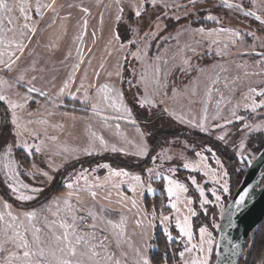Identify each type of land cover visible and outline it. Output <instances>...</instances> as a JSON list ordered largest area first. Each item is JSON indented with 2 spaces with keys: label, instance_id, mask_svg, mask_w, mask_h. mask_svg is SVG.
I'll use <instances>...</instances> for the list:
<instances>
[{
  "label": "rangeland",
  "instance_id": "rangeland-1",
  "mask_svg": "<svg viewBox=\"0 0 264 264\" xmlns=\"http://www.w3.org/2000/svg\"><path fill=\"white\" fill-rule=\"evenodd\" d=\"M229 1L243 3L245 7L264 19V0H255L254 3L253 0ZM19 2L31 6L28 14L31 22H34L36 29L39 27V30L32 35L30 41L25 40L27 47L17 62L18 70L12 73L0 72V77L10 84H15L17 76L21 73L25 76V82L32 76H36V80L33 81L34 86L47 92L48 95L41 97L38 93H32L27 102H24L16 93L26 94V87L15 86L5 89L12 99L24 103V108L17 109L16 114L20 123L27 127L28 132L20 138L15 136L14 125L11 123L12 110L6 103L0 102L6 107L8 114L7 125L2 127L0 124V149L7 144L19 145L23 141L28 143L42 141L45 151L28 156L26 149L17 146L12 149L11 156L8 158H4L3 152L0 151V184L18 201L16 204L12 203L0 192V212L6 213L10 210L13 215H20L23 219V212L36 210L38 215L33 223L42 229V239H47L50 233L46 224L57 217L46 209L51 205L52 211L56 210L55 201L63 198L68 191L65 183L69 179L75 180V174L81 170H87L86 175L90 184L95 182L96 177L103 182L105 177L109 176V169L98 167V165L108 164L113 169H124L129 173L127 177H111L107 185L95 189L98 192L96 210L98 211L100 204H103L115 209L110 213L111 219L119 221L123 216L126 220L123 242L117 247L113 240L110 246V251L116 254L121 264H136L139 260L137 249L150 259L149 248L153 245L151 239L155 235L156 227L163 232L164 228L168 227L174 237L179 236V230L175 228V217L178 213L169 205L166 192L167 181L163 180L158 214L155 212V219H153L152 212L148 211L141 200L143 189L134 194L129 188V183H136L133 179L136 175L141 177L146 189L149 184L153 189H157L155 184L158 182H149L151 179H159L155 175L156 172L172 176L173 179L185 184L188 187L187 193L182 194L180 201L173 199V202L181 210L179 213L181 218L187 214L184 199L189 198L194 202L191 206L195 208L197 215L192 218L194 236L191 243L199 244V227L202 225L208 226L215 242L214 233L221 216L220 208L215 203L208 204L205 205L207 214L204 213L200 208L198 191L191 184L190 177L195 176L197 182L205 187L208 199L211 201L215 198L208 190L214 185L211 179L204 175L206 169L194 172L191 169H184L182 165L187 161H198L195 151L203 148L212 149V152H204V155L208 157L206 163L210 168L218 169L215 160L218 158L222 162L229 174L227 179L231 190L230 171L233 169L227 167L214 147L219 146L218 150L226 148L231 155H234L237 169L245 167L243 159L238 154L242 139L245 141V153L250 156L256 153L253 146L258 138L264 137V131H254L245 137L238 130L242 128L244 122L264 125V108H258L253 112L250 108L244 107L245 104H251L252 99L257 102L264 99L259 96L248 99L249 88L264 89V63H258L262 59L259 55L244 53L246 50H264V23L253 16H245L243 12L235 8L226 7L221 0H195V6H193V0H175V4L180 7L167 9L163 8L160 0L155 9L148 3L145 5L147 11L143 14L139 25L130 14L128 0H121L124 12L123 20L119 24L116 22L118 14L116 0H55L52 8L42 9V15H37L35 12L37 0H17V3ZM136 2L139 3L140 0ZM164 2L173 4V0H164ZM39 3L48 4L52 3V0H39ZM84 8L88 9L87 13L83 11ZM162 11L167 12V16L161 18L162 30L156 39L150 42L148 59L134 60L130 52L121 49L118 43L111 40L112 32L119 31L124 38L123 42L126 43L128 38H132V34L128 31L129 25L139 27L140 37H143L145 32L150 31L149 24L155 21L156 16ZM209 14L216 16L219 23L208 20ZM14 15L18 17V25L24 22L18 10ZM177 16L180 17L179 20L175 18ZM85 19L87 20L86 33ZM220 27L238 30L243 38H234L227 32L209 36L207 31L204 33L197 31L199 28L208 30ZM249 32L254 33V36L246 35ZM82 33L84 34L81 40ZM146 43L149 41L143 40L139 46L143 48ZM131 50L135 51L136 48L133 47ZM80 55L83 56V63H80V68L75 73V81L64 94L60 95L59 88L68 79L73 65L79 62ZM25 69H27L26 72ZM118 71L119 76L116 75ZM142 74L145 77L148 93L158 91L159 95L156 99L163 101L154 110L141 108L136 103L135 98L144 94V83H137ZM129 81L132 82L131 86ZM106 83L123 92V105L131 109L130 117L124 111L119 99L115 100V106H113L114 93H108L109 99H104V93L99 89ZM77 88L80 89L79 92L76 91ZM85 92H87L86 98ZM69 93L75 94L77 98L73 99ZM205 106L208 110L206 123L211 129L208 133L188 124H181L162 111L163 108H167L169 112L175 111L179 115L195 118L198 121ZM233 110L245 117V121H234L221 129L212 128L213 124H224L225 120H234ZM134 113L138 114L137 117L141 116V121L133 115ZM213 117L217 118L213 119ZM170 128L185 132L189 130L194 136L189 137L179 133L177 136L166 137L156 152L148 154V162L140 163L144 174H140L137 169L109 163L107 159L103 161L101 160L103 157H97L94 163L89 165L81 164L79 161L88 156L83 152L85 148H88L93 155L103 152L113 153L111 147L115 145L118 149H123V151H116L122 159L138 164L147 155V153L136 154L138 145L145 143L148 150L150 138ZM141 133L144 135L141 136ZM34 135H38V141L33 140ZM220 135L226 136L227 143L217 139ZM100 136L106 141L107 149L100 146L97 139ZM185 145L191 147L186 148ZM193 148L195 151L192 150ZM9 161L19 171L20 181L30 187L43 189L35 199L20 201L7 187L8 178L5 176L4 165ZM37 169L48 171L52 179L49 180L39 174L34 176L33 173H36ZM62 169L64 171L59 173ZM148 169H154L151 179ZM172 169L175 171H170ZM121 180L124 182L120 183ZM113 183L119 184V189L114 187ZM79 184L83 186L84 180L80 179ZM55 185L63 186V188L53 191ZM118 190L129 198L128 202H131L130 198L134 196L136 205L129 208L128 202L126 206L117 203ZM109 192L111 202L103 199ZM226 195L228 194H223V203ZM82 196L88 204H91L86 193ZM4 202L11 205V208L6 209ZM29 203L31 204L26 206ZM42 209L45 210L41 211ZM162 214L170 217V221L163 225L160 223ZM5 219L9 218L5 216ZM138 219L142 220L139 226ZM88 223H91V220ZM3 226V223H0V239H3ZM56 231L60 230L57 228ZM186 242V237L174 243L168 241L172 260L175 262L162 264H179L178 252L183 250ZM248 244V242L245 244L243 259L249 257ZM5 247L12 249L11 244ZM6 254V252L0 253V260ZM196 254L195 251L191 253L192 256ZM211 254L212 252L209 255V262ZM252 257V264H264L263 244L254 251Z\"/></svg>",
  "mask_w": 264,
  "mask_h": 264
},
{
  "label": "snow or ice",
  "instance_id": "snow-or-ice-1",
  "mask_svg": "<svg viewBox=\"0 0 264 264\" xmlns=\"http://www.w3.org/2000/svg\"><path fill=\"white\" fill-rule=\"evenodd\" d=\"M116 2L118 5L116 22L119 24L123 20L124 5L121 0H116ZM160 2L163 3V8L165 9L169 7H180V5L175 4V0H173V4L164 2V0H160ZM254 2L255 0H253V3ZM54 3L55 0H52V3L40 4L39 0H37L35 7L36 14L42 15V9L52 8ZM148 3H150L154 9L158 7V0H140L139 3H137L136 0H128L127 6L130 8V14L135 18L137 25H139L140 21L143 19V14L147 11L145 5ZM223 3L228 8H235L243 12L245 16H255L256 20L264 23V19H262L260 15H257L252 11H244L243 3L234 4L230 3L229 0H223ZM193 6H195V0H193ZM16 10L19 11L24 21L19 25L17 24L18 17L14 15ZM30 10L31 6L23 2L17 3V0H0V72L12 73L18 70L16 67L17 62L20 60L21 55H23L27 47L25 40L27 39L30 41L32 35H34L36 32L35 24L34 22H31V17L28 14ZM83 11L87 13L88 9L84 8ZM164 16H167V12L162 11L160 15H157L155 21L149 24L150 31L145 32L143 37H140L139 27H133L129 25L128 31L132 34V38H128L126 43L123 42L124 38L121 37L119 31L112 32L111 40L118 43L121 49H125L126 51L130 52L134 60H146L148 59L149 55V49L151 46L150 42L156 39L159 32L162 30L161 18ZM175 18L177 20L180 19L178 16ZM207 19L219 23L218 18L214 15L209 14ZM6 24L8 25L7 27L5 26ZM86 28L87 20L85 19V33ZM197 31L200 33L207 31L209 36L214 33L227 32L234 38H243L238 30L226 29L224 27L208 30L199 28ZM9 33H11V35H9ZM83 34L84 33H82L80 37L81 40ZM246 35L254 36V33L249 32L246 33ZM143 40H147L149 43H146L145 46L141 48L139 44ZM133 47L136 48L135 51L131 50ZM225 47H227V45H225ZM257 54L262 58L260 61H258V63H264V51ZM185 62L187 63V61ZM80 63H83L82 55H80L79 62L73 65L72 72H70L68 79L65 80L63 85L59 88L60 95L64 94L66 90L70 88L71 84L74 83L75 73L79 70ZM34 70L35 69L33 68V71ZM24 71L26 72L27 69ZM133 73L135 74V70H133ZM116 75L119 76L120 72L118 71ZM35 80L36 76H32L31 79L25 82V76L23 73H21L19 76H17L15 84H10L6 79L0 77V102L6 103L8 108L12 110L11 123L14 125L15 136L17 138L22 137L26 132H28L27 127L20 123L16 114L17 109L24 108V103L12 99L6 93L5 89L15 86L26 87V94L21 95L20 93H16V95L24 102H27L32 93H38L41 97H46L48 95L47 92L34 86L33 81ZM131 83L132 82L129 81L130 86ZM137 83H144V94L142 96L138 95L135 98L139 107L147 108L148 110H154L163 103V101H158L156 99V96L159 95L158 91L154 90L151 94L148 93L147 84L145 83V77L143 74ZM81 87H83V83H81ZM76 91L79 92L80 89L77 88ZM99 91L104 93L105 100L109 99L108 93H114L115 96L113 99V106H115V100L119 99L121 101V105L124 107V111L129 117L131 116V109L127 108L126 105H123L122 91L116 89L114 86H110L107 83L104 84L99 89ZM173 91L175 93V90ZM249 93L250 96L248 99H252L253 96L264 97V89L257 90L256 88H249ZM69 94L72 95L73 99L77 98L75 94ZM86 97L87 92H85V98ZM244 107L245 109L250 108L253 112H255L258 108H264V99L259 100V102H257L255 99H252L251 104H245ZM93 110H95V106H93ZM162 111L177 119L181 124H188L205 133H208L211 130L206 123L208 119V110L206 106L204 107L201 118L198 121L195 118H188L185 115H179L175 111L169 112L167 108H163ZM232 116L234 120H225L224 124H213L212 128L221 129L225 125L232 124L234 121H245V117L238 115L235 110H233ZM216 118L217 117H213V119ZM238 131L242 132L244 136L247 137L254 131H264V125H253L251 123L244 122L242 128ZM143 135L144 133H141V136ZM93 136H95V133H93ZM97 139L99 140L101 147L104 149L108 148V145L102 136L98 137ZM217 139L223 140L227 143L225 135H220L217 137ZM33 140L38 141V135H34ZM17 146L26 149L28 156L40 154L45 151L42 141L33 143L23 141L19 145L7 144L3 149H0V151L3 152V157H10L12 149ZM185 146L186 148L191 147L188 145ZM239 149L240 150L238 154L241 156V158H243L246 152L244 139L240 141ZM192 150L195 151L194 148ZM111 151H123V149H118L115 145H113L111 147ZM83 152L85 155L92 154L88 148L83 149ZM204 152H212V149L203 148L200 151H195V157L198 158V161H187L184 162L182 166L184 169H191L194 172H198L201 169H206V171H204V175L208 176L214 185V187L208 190L211 196L215 198L214 201L208 199L205 187L197 182L195 176L190 177L191 184L198 191L200 208L204 211V213L207 214V208L205 205L215 203L217 206H219L220 215L223 217L226 212V208L223 203V194H230V187L227 179L229 174L227 169L218 158L215 160L218 169L210 168L206 163L208 157L204 155ZM146 153L147 145L145 143L138 145L136 154L145 155ZM253 159H255V156H251L246 162L251 164ZM98 167L109 169V176L105 177L103 182L100 181L99 177H96L95 182L90 184L86 175L87 170H81L75 174V180L69 179V181L65 183V187L68 189V191L63 198H58L55 201L56 210L53 212L51 205L47 207L46 210L51 212L54 217H57V219H54L46 224V227L50 233V236L47 239H42V229L36 227L35 223H33L38 215L36 210L23 212V219L20 218V215H13L10 210L6 213L0 212V223H3L4 225L2 229L3 239H0V253H7L3 259L0 260V264H121V260L116 257V254L110 251V246L113 240L115 241L117 247H119L123 242V238L125 236L126 220L123 216L120 217L119 221H114L111 219L110 213L114 212L115 209L106 207L103 204H100L99 210L97 211L96 204L98 203V192L95 189L103 188L109 183L111 177H127L129 176V173L124 169H113L108 164L98 165ZM4 168L6 169L5 176L8 178L7 187L18 200L31 201L43 191V189L40 187H30L28 184L20 181V173L16 167H13L11 161L5 164ZM147 171L149 173V178L151 179L154 169H148ZM170 171L174 172L175 169ZM36 174H39L49 180L52 179V177L49 175V172L44 171L43 169H37L36 173H33V175L35 176ZM155 175L156 177L163 178L167 181L166 192L169 198V205L178 213V215L175 217V228L179 230V236L174 237L171 231H169L168 227H165L164 232L166 233L167 240L174 243L178 239H183L185 237L187 238V242L184 244L183 250L178 252L179 264H209V255L212 252V244L214 243V239L211 232L209 231L208 226L202 225L199 227V244H192L191 241L194 236L192 218L197 215L195 208L191 206L194 202L189 198L184 199V205L187 209V214L183 215L182 218L181 215H179L181 210L177 207V204L173 202V199H175V201H180L182 194L187 193L188 187L178 180L173 179L172 176H165L160 172H156ZM80 179L84 180L83 186H80L79 184ZM133 179L136 183H129V188L134 194H136L138 193V190H142L144 188V182L139 175L134 176ZM123 182L124 181L122 180L120 181V183ZM113 186L117 189L120 187V185L117 183H113ZM250 188L251 185L246 187L238 195V198L235 199L234 204L237 206V208L245 203L246 197L249 195ZM146 190L147 192L155 191V189H153L150 184L147 186ZM83 193L87 194L91 204H88L85 201L84 197L82 196ZM116 195L118 197L117 203L126 206L129 198L119 190L117 191ZM110 198V192L108 195L103 197L104 200L111 202ZM131 203L133 206H135L136 200H131ZM4 207L6 209H10L11 205H9L7 202H4ZM44 210L45 209H42L41 211ZM145 215L147 214L145 213ZM151 215L152 218L155 219V210ZM5 216H7L9 219L6 220ZM45 220L47 221V217H45ZM89 220H91V223H88ZM25 221H27V223H25ZM168 221H170V217L164 216L162 214L160 223L163 225ZM141 223L142 220L138 219L137 225L139 226ZM216 227H219V225H216ZM57 228L60 230L59 232L56 231ZM84 229H87V231H84ZM7 244L12 245L11 250L5 247ZM235 247H239V245H236ZM194 251L197 254L192 256L191 253ZM137 255L139 260L136 262V264H151L150 259L145 254L141 253L139 249H137Z\"/></svg>",
  "mask_w": 264,
  "mask_h": 264
},
{
  "label": "trees",
  "instance_id": "trees-1",
  "mask_svg": "<svg viewBox=\"0 0 264 264\" xmlns=\"http://www.w3.org/2000/svg\"><path fill=\"white\" fill-rule=\"evenodd\" d=\"M6 107L0 103V124L2 125V127H4L5 125H7V119H8V114L6 112ZM137 117V113L133 114ZM137 119H139L141 121V116H138ZM180 134H183L185 136L189 137H193L194 134H192L193 132H190L189 130L185 131H180L177 130L176 128H170L168 129V131H160L158 133L157 136L150 138V145H149V149L147 150V155L146 158L143 159L141 162L134 163L133 161L130 160H124L120 157V154H117L116 152H103V153H99V154H93V155H88L87 157H84L83 159L79 160L81 162V164H92L94 163V161L96 160L97 157H103V161H105V159L108 160L109 163H113L116 165H120V166H125L126 168L129 169H137L140 171V174H144V171L140 168L141 164H146L148 162V154H153L154 152H156V150L159 149L160 144L163 143V141H165L164 139H166V137L168 136H177ZM217 144V143H215ZM264 144V137H260L257 139V142L255 143L254 150L255 152L258 151V149L261 147V145ZM216 146V145H215ZM219 146L214 147L217 152L219 153V155L221 156V159L227 164V167L229 169H233L232 171H230V179L232 180V182L230 184L231 185V190H230V194L226 195V200L224 202H227V200L229 199V196H231V194L233 193V191L235 190L237 183H239L241 176L243 175V171H245V167L244 168H240L237 169L236 165H237V161L235 160L234 155H231V153H229L227 151V149H223V150H218ZM242 159V158H241ZM78 161V162H79ZM243 163L245 165V162L243 160ZM64 169L60 170L59 173L63 172ZM143 176V175H142ZM144 177V176H143ZM176 177H178V175H176ZM264 179V178H263ZM163 178H159V179H151L149 182L153 183V182H158L155 184V187H157V189L150 194V192H147L146 187L143 188V197H142V201L145 205V207L148 209V211L152 212L155 210L156 214H158V206L160 204V197L162 194V185H163ZM57 185V184H56ZM54 187L53 191H57L59 189H62L63 186H56ZM52 191V192H53ZM0 192L1 195H3L8 201L15 203H18V201L15 200V198L13 196H11L8 191L4 188V186L2 184H0ZM132 196V195H130ZM131 200L134 199V196H132L130 198ZM31 203L27 204L26 206H29ZM22 205V204H20ZM129 208L133 207L131 202H128L127 205ZM219 224V223H218ZM218 228V227H217ZM215 233H217V230H215ZM214 233V234H215ZM254 236L252 237L251 234L248 238V246H249V257L246 259H241L239 264H252L253 261V254L254 251L258 250L261 246V244L264 245V217L263 219H261V222L259 224V226L257 227V229L255 231H253ZM216 237V234H215ZM151 243L153 244L150 249V261L152 264H162V263H174L175 261L172 260V251L169 248V244H168V240L166 237V234L163 232V230H161L160 228L156 227V231H155V235H153V238L151 239ZM215 243V242H214ZM214 246V245H213ZM255 256V255H254ZM214 257L213 254V248H212V254H211V258ZM210 258V262L211 259ZM209 262V264H210Z\"/></svg>",
  "mask_w": 264,
  "mask_h": 264
},
{
  "label": "water",
  "instance_id": "water-1",
  "mask_svg": "<svg viewBox=\"0 0 264 264\" xmlns=\"http://www.w3.org/2000/svg\"><path fill=\"white\" fill-rule=\"evenodd\" d=\"M229 2L239 4L234 1ZM244 11L254 12L245 6ZM38 30L39 27L36 32ZM262 51L264 50H246L244 53L258 55L257 53ZM253 156L255 159L251 164L246 162L251 157L249 154L245 153L242 158L245 162V171L224 205L226 212L223 217L220 216L218 221L219 227L215 233L214 246H212L214 257L211 258L210 264H239L245 255V244H247L250 234L252 237L254 236L253 231L257 229L264 217V144ZM249 185H251L249 194L253 188L254 192L248 195L245 203L237 208L234 204L235 199ZM236 245L239 247H235Z\"/></svg>",
  "mask_w": 264,
  "mask_h": 264
},
{
  "label": "bare ground",
  "instance_id": "bare-ground-1",
  "mask_svg": "<svg viewBox=\"0 0 264 264\" xmlns=\"http://www.w3.org/2000/svg\"><path fill=\"white\" fill-rule=\"evenodd\" d=\"M254 190H255V189L253 188V189L251 190L250 194H252V193L254 192ZM250 194H249V195H250Z\"/></svg>",
  "mask_w": 264,
  "mask_h": 264
},
{
  "label": "flooded vegetation",
  "instance_id": "flooded-vegetation-1",
  "mask_svg": "<svg viewBox=\"0 0 264 264\" xmlns=\"http://www.w3.org/2000/svg\"><path fill=\"white\" fill-rule=\"evenodd\" d=\"M253 55V54H252Z\"/></svg>",
  "mask_w": 264,
  "mask_h": 264
}]
</instances>
